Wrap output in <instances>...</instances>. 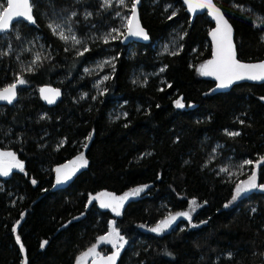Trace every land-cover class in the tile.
Instances as JSON below:
<instances>
[{
  "label": "trees",
  "instance_id": "16d2710c",
  "mask_svg": "<svg viewBox=\"0 0 264 264\" xmlns=\"http://www.w3.org/2000/svg\"><path fill=\"white\" fill-rule=\"evenodd\" d=\"M133 1L115 17L102 0H32L34 24L0 37V89L24 81L0 106V150L23 168L0 176V264H75L110 222L126 241L119 264H264V84L214 92L201 74L213 24L190 23L181 0H141L149 42L122 43ZM213 1L237 59L264 60V0ZM63 23L78 45L53 32ZM42 86L61 90L54 107ZM80 154L86 167L55 187L53 171ZM252 173L257 188L227 208ZM139 186L119 209L98 202ZM192 200L193 226L151 232Z\"/></svg>",
  "mask_w": 264,
  "mask_h": 264
},
{
  "label": "snow or ice",
  "instance_id": "6c2138e0",
  "mask_svg": "<svg viewBox=\"0 0 264 264\" xmlns=\"http://www.w3.org/2000/svg\"><path fill=\"white\" fill-rule=\"evenodd\" d=\"M120 4H124V0H119ZM105 3H108V0H105ZM185 3H188L190 6L192 4V0H185ZM200 7H207L211 10V12L215 15L217 19V29L213 31L212 36L215 42L216 51L214 52V59L207 62V64L201 66V74L203 75H215L216 79L220 80V84L218 87H227L233 80H241V79H250V80H264V62L259 64H244L239 62L236 59V54L234 51V45L231 40V26L228 25V22L224 20L223 15L220 13L219 9L213 5L212 0H202L199 5ZM32 12V4L31 0H7L6 6H0V33L9 29L12 24L13 19L19 20H27L34 23V18L31 14ZM135 4L132 6V16L135 17ZM221 23L223 24V28H221ZM129 34L130 35H142L144 39H147V35L144 33L143 29L139 28L137 25V30H133L131 27V19L129 20ZM52 28V25H49ZM55 33V28H52ZM113 31H117L114 29ZM62 39H67L63 33H60ZM79 43V41H76ZM259 70V71H255ZM163 71V69H162ZM20 83H24L23 80H20ZM16 85L13 84L9 88H5L2 92H0V100H8L11 103L12 99L15 96ZM43 92L44 89H41ZM52 102L51 100L49 101ZM177 106L182 107L179 101H177ZM231 135H239V133H231ZM3 156H9L13 160H15V156L13 153H0V158ZM77 159L82 160L83 163L81 166H86L87 161L83 160V157H78ZM75 163V162H73ZM248 163H252L248 161ZM13 166H19L21 170H23L22 165L19 162H16V165L8 164L5 165L2 160H0V176H7L9 174V170ZM67 167V166H65ZM57 172H60V169H57ZM70 175V174H69ZM68 175H65L64 179H67ZM61 182V178L57 176V183ZM35 183V181H33ZM257 187L255 183V176L250 177V180L247 182V188H255ZM264 187V186H261ZM141 189H137L135 191H140ZM247 189L237 188V196L240 195L242 191H246ZM123 200L124 197L119 198ZM236 199V196L233 197ZM195 204V201L192 202ZM107 205L101 204V207H106ZM115 211V209H113ZM119 215V212H117ZM177 215L187 216V213H178ZM174 219V217H173ZM162 224H166L167 221L161 222ZM154 232L160 231V226L152 229ZM102 241L106 240V237L100 238ZM122 239V237L120 238ZM19 242V237H17ZM95 251V246L89 249L90 252ZM85 256L88 253L84 254ZM118 255L114 253L113 256H109L106 259L109 262H114L115 256Z\"/></svg>",
  "mask_w": 264,
  "mask_h": 264
},
{
  "label": "rangeland",
  "instance_id": "374dc122",
  "mask_svg": "<svg viewBox=\"0 0 264 264\" xmlns=\"http://www.w3.org/2000/svg\"><path fill=\"white\" fill-rule=\"evenodd\" d=\"M134 2V1H133ZM102 4L104 6H110V5H115L117 14L115 15V17H121V12L118 10L119 8H122L123 5L125 4V0H124V4H120L119 0H108V3H105V0H102ZM131 9V8H130ZM132 10V9H131ZM129 16L130 14H128L127 18L125 20H123L121 18V20L124 21V28H127L128 25V21H129ZM56 31L58 32V35L60 36V33H63V35L67 38L65 39V41H70L72 42L74 45H78L79 43H76V39H74V37L72 36L69 26L68 24L63 23L62 25L60 24V26L56 29ZM126 31V30H125ZM117 33H120L119 31H117ZM121 35L123 33H120ZM61 37V36H60ZM110 60H103V61H97L95 62L88 70L93 72V73H97L103 70V67L106 64H110ZM0 153H11V152H6V151H1ZM15 156V155H14ZM83 157L82 154L76 156L75 158H73L72 160L68 161L67 163H65L64 165H62V170H63V181L62 182H68V180L70 179V177L77 173L78 171L84 169L86 166H81L83 161L77 159L78 157ZM0 160L3 161V163L5 165L8 164H12V165H16V162L18 161L16 159L15 156V160H13L11 157L9 156H3L2 158H0ZM84 160V157H83ZM19 162V161H18ZM75 162V163H73ZM67 166V167H65ZM256 170V169H255ZM256 172V171H254ZM70 174V175H69ZM9 175V174H8ZM7 175V176H8ZM65 175H68L67 179H64ZM255 176V183L257 185V180H256V174L252 173L249 178L243 182H239L234 191H233V195L231 200L227 203V208L233 207L234 205L237 204L238 201H240L248 192H251L253 190H255L257 187L255 188H247V182L250 180V177ZM5 176V177H7ZM241 188V189H247L246 191H242L240 193L239 196H237V188ZM137 189H141L140 191H135ZM146 189V187L144 186H139V187H135L131 190L126 191L125 193L121 194V195H111L109 193H104L102 195L101 198L98 199V202L100 204H108L113 206L115 209H119L122 206H124L125 204H127L129 201L135 200L137 198H139L143 192V190ZM108 195V196H106ZM236 196V199L234 200L233 197ZM124 197L123 200H120L119 198ZM194 200L190 201V207L191 210L190 211H186V212H182V213H187V216H183V215H175L172 217L167 218L165 221H167L166 224H158L157 226H160V231L158 232H154L151 230L152 233L159 235L162 234L163 232L166 231H170L171 229L174 228L175 224L179 221H181L182 226L185 225L183 224V222L187 223L190 226H193L192 222H191V216L192 213L194 211V209L197 207L196 204H193ZM174 217V219H173ZM157 226L155 228H157ZM102 237H106L107 239L102 241L100 238H98L97 242L93 245L95 246V251L94 252H90L89 250H87L86 252L82 253L81 255H79L75 261V264H87L90 260H92L93 258H96L98 256L103 255L100 251L99 248L101 246H108L110 248V250H115L118 249L120 247L124 248L126 246V241L124 240V238L118 233V231L115 229L114 227V223L110 222L109 226H108V232L102 236ZM122 237V239H120ZM93 246L91 248H93ZM88 253L87 256H85L84 254Z\"/></svg>",
  "mask_w": 264,
  "mask_h": 264
},
{
  "label": "water",
  "instance_id": "95a60500",
  "mask_svg": "<svg viewBox=\"0 0 264 264\" xmlns=\"http://www.w3.org/2000/svg\"><path fill=\"white\" fill-rule=\"evenodd\" d=\"M6 4H7V0ZM32 1V0H31ZM185 12L186 14L189 16L190 18V23L193 22V20L200 15H205L213 24V28L209 31L208 33V39L210 42V50H211V56H210V60L214 59V52L216 51V47H215V42L213 40V36L212 33L213 31H215L217 29V19L215 17V15L211 12V10L207 7H200V3L202 2V0H192V4L191 6L188 3H185V0H181ZM213 5H215L214 1L212 0ZM133 4H135V12L136 15L135 17L132 16V10L129 16V20L131 19V27L133 30H137V25L139 26V28L143 29L144 33L147 35V39H144L142 35H130L129 34V21H128V25L126 28V31L123 35L122 38V43L127 44L129 42H138V43H148L149 42V36L146 32V30L141 26L140 20H139V7L141 4V0H134ZM215 7L217 9H219L217 7V5H215ZM220 13L223 15L224 20H226L228 22V25L231 26V40H232V44L234 45V51L236 54V48H235V42H234V29L232 27V25L230 24V22L227 20V18L225 17V15L223 14V12L221 11V9H219ZM32 16L33 13L31 12ZM18 22H24V23H28L29 25H33V22L27 21V20H17V19H13L11 26L9 27L8 30L0 33V37L4 36L6 34H8L11 31V28L14 24L18 23ZM221 28H223V24L221 23ZM236 59H237V54H236ZM238 60V59H237ZM207 61V62H208ZM239 61V60H238ZM206 62V64H207ZM241 63L244 64H259L264 62V60L261 61H256V62H243V61H239ZM255 71H259V70H255ZM204 77L213 82L215 84L214 87V92L215 93H227L231 90V88L235 85L238 84H243V83H247V84H256V85H261L264 84V80H250V79H241V80H233L232 83H230L227 87H218V85L220 84V80L216 79V76L213 75H204ZM16 85L14 92H15V96L12 99L11 103L8 102V100H0V106H8L11 107L12 105H14L17 101V90L18 88L21 86L20 81H16L15 83H13ZM12 84V85H13ZM11 85L5 87V88H9ZM5 88L0 89V92H2ZM41 89H44V91L42 92ZM38 95L41 99V101L43 102V104L47 107H54L62 98V92L59 88L53 87V86H42L39 88L38 90ZM52 101L51 103L49 101ZM21 168L19 166H13L10 168L9 172H11L12 170L14 171H19ZM57 169H60V172H57ZM54 175L57 177L58 175L61 178V182L63 181V170H62V166L57 167L54 171H53ZM60 183H57V181L55 182V187L58 186ZM123 249L122 247L112 250L111 252L105 254V255H101L98 256L96 258H93L92 260H90L87 264H119V261L121 259L122 253H123ZM118 255L115 256L114 262H109L106 259H102V258H106L109 256H113L114 253H117Z\"/></svg>",
  "mask_w": 264,
  "mask_h": 264
}]
</instances>
